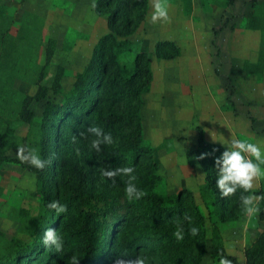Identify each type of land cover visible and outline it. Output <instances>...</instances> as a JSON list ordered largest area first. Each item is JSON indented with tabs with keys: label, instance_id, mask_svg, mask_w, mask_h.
I'll return each instance as SVG.
<instances>
[{
	"label": "trees",
	"instance_id": "trees-1",
	"mask_svg": "<svg viewBox=\"0 0 264 264\" xmlns=\"http://www.w3.org/2000/svg\"><path fill=\"white\" fill-rule=\"evenodd\" d=\"M250 2L260 4H255L248 27L259 28L264 38V0ZM148 7L149 0H95L94 11L106 17L108 32L94 44L62 102L47 103L35 122L28 109L31 97H21L22 119L38 138L36 155L27 152L25 162L10 156L4 149L7 133H0V169L5 164L24 166L34 173L42 193L38 212L30 217V241L8 240L0 249V264H200L208 246L217 264H239L225 252L219 223L238 220L250 208L264 220V199H252L261 191L249 187V162L207 141L198 127L196 146L187 156L196 157L205 173L199 190L206 214L190 189L166 196L155 189L161 177L144 139L140 106L153 79L151 56L172 60L181 48L160 39L148 52L119 39L137 30ZM6 13L0 5V21L7 19ZM28 17L23 16L16 35L10 33L12 23L3 27L0 22V65L9 72L32 31ZM132 51L127 66L121 55ZM51 56L49 50L45 62ZM243 67L246 73L263 71L264 53ZM61 70L54 79L57 88ZM7 76L10 83L13 77ZM228 100L234 111L233 100ZM4 102L0 98L1 110ZM84 150L89 156L81 157ZM260 165L264 167V160ZM244 257L243 264H264V229L245 247Z\"/></svg>",
	"mask_w": 264,
	"mask_h": 264
},
{
	"label": "rangeland",
	"instance_id": "rangeland-1",
	"mask_svg": "<svg viewBox=\"0 0 264 264\" xmlns=\"http://www.w3.org/2000/svg\"><path fill=\"white\" fill-rule=\"evenodd\" d=\"M94 3L95 0H0L7 10V19L0 22L3 27L12 23V35H16L25 14H29L32 26L13 72L0 65V98L5 100L0 109V133H7L6 153L21 162H25L27 152H38L35 128L22 119L21 97H31L28 109L35 122L41 120L47 103L62 102L76 73L87 64L94 44L108 32L106 17L95 13ZM255 4L250 0H234L232 4L227 0H149L148 12L137 30L119 37L136 43V50L148 52H152L157 40L180 41L182 52L178 58L151 56L153 79L150 90L143 94L140 112L144 139L153 149L161 177L156 191L166 196L182 188L190 189L204 214L206 202L199 187L205 173L196 157L187 156L196 146L197 128L206 129L208 137L215 135L230 142L233 138L227 132L224 136L212 128L218 127L220 121L233 124L242 119L246 130L264 134V121L252 108L264 103V68L258 73H246L243 67L244 63H255L264 53L261 30L248 27L247 22ZM187 7L190 13L185 12ZM49 50L52 56L47 63ZM133 55L134 51L122 54V63L131 65ZM59 68L62 70L57 88L54 79ZM8 73L13 77L10 83ZM12 89L20 95H12ZM228 99L233 100L234 111ZM237 138H241L239 145L224 146L234 149L240 160L249 155L253 164H260L264 148H256L262 145L261 138H256L254 146L247 136ZM83 156L89 154L84 150ZM0 187L1 249L12 237L30 241L29 221L38 212L42 193L34 173L20 164L2 166ZM205 262L218 263L210 256L209 246L200 264Z\"/></svg>",
	"mask_w": 264,
	"mask_h": 264
},
{
	"label": "crops",
	"instance_id": "crops-1",
	"mask_svg": "<svg viewBox=\"0 0 264 264\" xmlns=\"http://www.w3.org/2000/svg\"><path fill=\"white\" fill-rule=\"evenodd\" d=\"M174 42H176L179 45V40L171 39ZM181 48V47H180ZM182 52V50H181ZM258 112V117L264 121V103L263 105H258V107H252ZM237 112V110H236ZM253 117H256L255 114H252ZM236 118V117H235ZM242 119H236L235 121H232L233 124L226 123L225 121H220L218 127H213V130H219V133L221 135L226 136L227 133L230 136V138H233L230 142L225 141L223 138H219L218 136L214 137H208L209 133H206L205 129V138L207 141L215 142L221 146L224 145H230V146H237L240 144V139L237 138L247 136L251 139V142L256 145V138H261L262 145L259 147H253L256 148V150H263L264 148V134L260 135V133H254L250 129H247L244 127V124ZM144 128V127H143ZM209 132V131H208ZM227 132V133H225ZM233 141V142H232ZM232 143V144H230ZM225 147V146H224ZM251 147L247 148V151L252 153ZM234 151V149H231ZM249 156V155H248ZM244 157L243 161H247L250 164V167L248 169V178H249V187L252 191H261L260 195L253 196L252 199L257 201L260 197L264 199V167L260 164H253L252 160L249 158L251 156ZM252 158V157H251ZM263 158V157H262ZM259 160H264L259 158ZM260 161V162H261ZM219 228L221 231L222 239H223V246L225 249V252L229 255L235 256L239 264H243L245 257H244V249L245 247L250 246L257 235L260 233L262 229H264V220H260L257 216V211L255 208H250L247 214L238 220L226 222V223H219ZM206 258V257H204ZM204 264H209L205 262Z\"/></svg>",
	"mask_w": 264,
	"mask_h": 264
}]
</instances>
